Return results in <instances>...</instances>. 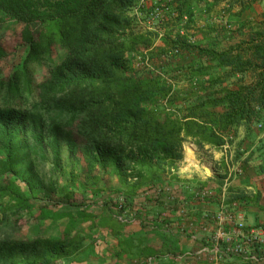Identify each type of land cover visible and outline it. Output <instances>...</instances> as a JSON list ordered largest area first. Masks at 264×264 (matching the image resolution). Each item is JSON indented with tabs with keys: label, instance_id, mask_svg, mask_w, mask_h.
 Returning a JSON list of instances; mask_svg holds the SVG:
<instances>
[{
	"label": "trees",
	"instance_id": "trees-1",
	"mask_svg": "<svg viewBox=\"0 0 264 264\" xmlns=\"http://www.w3.org/2000/svg\"><path fill=\"white\" fill-rule=\"evenodd\" d=\"M194 1H174L179 3L177 21L182 13L189 14ZM135 3L0 0V14L22 26L20 45L25 47L24 55L0 81V214L6 210L12 215H33L36 209L37 218L46 220L51 216L49 202L80 208L69 190L52 198L54 181L47 182L38 171L48 154L51 171H59L65 149L70 162L82 160L87 179L94 180L92 196L103 200L101 205L109 214L99 226L119 239L120 251L115 254L119 260L123 256L147 259L150 253L143 240L135 245L132 238L121 237L127 223L111 216L138 218L144 230L150 211L158 214L163 203L156 200L147 211L149 192L164 185L203 187L194 179L177 176L176 163L185 138L193 139L199 149L220 147L240 126L252 136L251 126L264 124V39L250 38L248 60L240 53L209 51L219 68H231L236 76L250 73L251 81L244 84L239 80L234 88L217 95L197 96L186 107V115H175L155 100L166 96V87L159 79H145L133 70L126 57L147 41L130 32L128 12ZM177 21L166 20L162 26L173 32ZM53 46L63 51L57 63L52 62ZM8 57L0 45V63ZM36 69L43 71L40 81L35 80ZM197 74L202 77L204 72L198 70ZM214 84L217 81L211 82ZM198 87L202 93L207 90L203 83ZM258 142L263 143L257 151L264 150V140ZM252 156L243 161L244 167ZM261 167L256 166L258 171ZM104 176L115 178L117 187H98L100 181L106 184ZM74 178L72 173L69 182L74 183ZM4 215L0 216V264H71L77 259L78 237L68 235L77 225L73 222L83 220L69 217L71 227L61 238L24 242L3 233V227L12 226Z\"/></svg>",
	"mask_w": 264,
	"mask_h": 264
},
{
	"label": "rangeland",
	"instance_id": "rangeland-1",
	"mask_svg": "<svg viewBox=\"0 0 264 264\" xmlns=\"http://www.w3.org/2000/svg\"><path fill=\"white\" fill-rule=\"evenodd\" d=\"M138 1L136 0V3L128 12V17L131 19L130 32L133 35L147 37V41L138 45L126 57L132 69L139 72L145 79H159V83L166 87L168 91L166 96L164 98H155L158 105L175 115H186V107L197 96H205L211 93L217 95L223 89L234 88L239 80H242L244 84H248L251 81L252 75L250 73L236 76L232 75L231 68H219L216 60L208 52L230 53L232 56L240 53L244 60L250 59L251 51L247 45L250 38L255 41L264 39V0H195L190 7L189 14L182 13L179 21L176 20V8L179 7V3L171 0L172 11L163 19L161 24L150 27V29H148L149 27L144 29L136 20ZM166 20L177 21V30L166 32L162 26ZM21 28L20 24L0 14V45L9 53L7 60L0 63V81L9 75L14 63L18 61L17 58L24 55L25 47L20 45ZM175 50L177 51L176 54H169L170 51L173 52ZM62 56L63 51L59 47L53 46L52 62L57 63ZM146 58L147 66L145 63ZM198 70H203L204 75L202 77L198 76ZM41 71L42 69H36L34 76L36 81H40L41 73H43ZM214 81H217V84L211 85V82ZM199 83H203L205 88L207 87L205 92L199 91ZM1 103L2 96L0 91ZM239 131L248 133L244 127L240 126L236 129L235 137H237ZM249 133H252L254 138L264 135V124L252 125ZM225 139V142L230 146L235 140V138L234 140ZM190 144L197 147L191 138H185L182 142L181 159L176 163V173L183 162L185 150L186 152L189 151L188 146ZM237 144L238 142L235 146ZM236 149L231 157L236 154L242 157L244 150L239 152ZM189 153L191 156L190 151ZM49 159L50 155L48 154L47 162L38 171L41 172V177L45 178L47 182L50 180L54 181V193L51 197H61V191L69 190L74 193L75 202L79 203L81 207L53 206L49 202L51 216L46 220L37 218L38 211L36 209L33 215L27 212L12 215L10 211L5 210L1 212L2 215L0 214V216L5 214L4 217L9 219L12 226L8 229L3 227V233L7 232L14 240L24 242L36 238H61L64 231L71 227L70 223L72 222H68L70 221L69 217L81 219L83 221L73 222L77 225L68 236L70 239L78 237L80 251L75 258L87 260L86 255L89 252L92 260V258H96V244L101 242L100 233L108 232L99 226L102 219L106 217L104 215L109 216L108 210L106 211L102 207L101 201L103 200L93 198L91 191L96 189L95 185H92L94 180L87 179L82 160L70 162L66 150L63 149V162L59 171H51ZM245 159L239 161L243 163ZM254 159L257 164L259 161L261 163V160L257 157ZM252 164L254 165V163ZM239 165L242 168V164ZM72 173L75 175L74 183L69 182ZM103 180L106 184L100 181L97 185L98 187H102V185L106 186L107 189L117 187L115 178L104 176ZM82 183L85 184L83 185ZM144 193L146 192L144 191L142 194ZM38 203L42 204V202ZM3 205L5 204L3 203ZM2 210H4L3 207ZM144 214V210H140L141 217H144ZM131 217L124 218L120 214L111 216L112 219L119 223H127L125 225L127 227L135 224L139 232L147 234V228L142 230L140 224H138L139 219Z\"/></svg>",
	"mask_w": 264,
	"mask_h": 264
},
{
	"label": "crops",
	"instance_id": "crops-1",
	"mask_svg": "<svg viewBox=\"0 0 264 264\" xmlns=\"http://www.w3.org/2000/svg\"><path fill=\"white\" fill-rule=\"evenodd\" d=\"M229 138L233 140L235 138L231 146L225 143L220 147L205 145L199 149L190 144L188 147L191 156L187 155L185 150L183 162L177 172V176L181 180L194 179L197 183L203 184V187L212 191V197L204 202L195 200L190 191L184 190L179 184L164 185L163 187H169L176 192L174 201L170 203L167 202L164 195L155 198L151 192L148 193L150 202L147 211L153 208L156 200L163 203L158 214L155 213L156 211L154 213L150 211L147 216V234L139 232L138 227L134 224L125 229L126 234L121 235L124 238H132L135 245L139 242L138 240H143L147 246V253H150L147 255V259L134 257L129 260L126 256L120 260L117 259L115 254H119L120 251L119 239L104 231L99 235L101 242L95 247L96 258L91 260L89 252H87V260L75 259L71 264H214L210 256L201 253V249L207 244L208 236L212 231L211 224L204 223L201 215L202 213L212 215L216 211L220 184L226 174V159H232L233 162L242 164L244 167L239 160L253 155L252 159H248V165L247 168L244 167L243 175L230 183L228 197L232 200L238 198L234 200L239 203L247 225L264 224V150L257 151L260 143H263L258 140H264V135L254 138L253 134L251 136L239 131L237 137ZM237 142L238 144L235 146ZM235 149L239 152L244 150L242 157L238 154L231 157ZM255 157H260L261 163L259 161L257 164ZM250 163H254V165ZM259 165H262V171H260L261 169L258 171L256 168ZM218 264L248 263L238 257H229Z\"/></svg>",
	"mask_w": 264,
	"mask_h": 264
},
{
	"label": "built area",
	"instance_id": "built-area-1",
	"mask_svg": "<svg viewBox=\"0 0 264 264\" xmlns=\"http://www.w3.org/2000/svg\"><path fill=\"white\" fill-rule=\"evenodd\" d=\"M171 0H139L137 3V22L143 28L161 24L170 13ZM138 12H141L138 14ZM173 51L169 54H176ZM147 66V58L145 59ZM147 68V67H146ZM243 175V169L232 159H226V174L220 184L216 211L210 215L202 213L204 223L211 224L212 231L201 253L210 256L214 264L229 257H238L248 264H264V224L247 225L239 203L229 199L230 183ZM189 190L195 200L206 201L212 191L202 186H180ZM152 196L164 195L167 202H173L176 192L169 187L155 189ZM131 217V216H130Z\"/></svg>",
	"mask_w": 264,
	"mask_h": 264
},
{
	"label": "bare ground",
	"instance_id": "bare-ground-1",
	"mask_svg": "<svg viewBox=\"0 0 264 264\" xmlns=\"http://www.w3.org/2000/svg\"><path fill=\"white\" fill-rule=\"evenodd\" d=\"M187 155H189L190 156V153H189V151L187 152ZM191 159V158H190ZM191 161V160H190ZM193 164V163H192Z\"/></svg>",
	"mask_w": 264,
	"mask_h": 264
}]
</instances>
